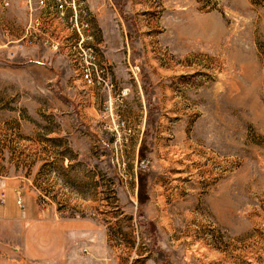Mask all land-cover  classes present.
I'll list each match as a JSON object with an SVG mask.
<instances>
[{"label": "rangeland", "instance_id": "rangeland-1", "mask_svg": "<svg viewBox=\"0 0 264 264\" xmlns=\"http://www.w3.org/2000/svg\"><path fill=\"white\" fill-rule=\"evenodd\" d=\"M8 187L107 264H264V0H0Z\"/></svg>", "mask_w": 264, "mask_h": 264}, {"label": "crops", "instance_id": "crops-1", "mask_svg": "<svg viewBox=\"0 0 264 264\" xmlns=\"http://www.w3.org/2000/svg\"><path fill=\"white\" fill-rule=\"evenodd\" d=\"M15 26L8 24L12 35ZM18 199L16 188L0 190V264H107L105 230L92 221L53 219L22 200L21 209ZM80 246L86 247V257L79 254Z\"/></svg>", "mask_w": 264, "mask_h": 264}, {"label": "built area", "instance_id": "built-area-1", "mask_svg": "<svg viewBox=\"0 0 264 264\" xmlns=\"http://www.w3.org/2000/svg\"><path fill=\"white\" fill-rule=\"evenodd\" d=\"M57 8H58V9H62V8H63L62 3L59 2V4L57 5ZM85 79H87V81L90 82V79H89V75H88V74L85 75ZM17 204L19 205V207H20L21 209L24 208V204H23V202H22L20 199L17 200ZM82 251H83V252H86V250H82Z\"/></svg>", "mask_w": 264, "mask_h": 264}]
</instances>
